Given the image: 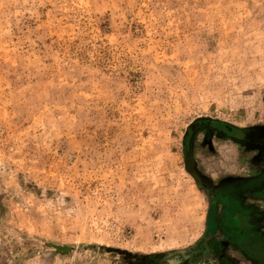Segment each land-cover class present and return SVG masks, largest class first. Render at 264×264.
I'll return each mask as SVG.
<instances>
[{
  "label": "rangeland",
  "instance_id": "rangeland-1",
  "mask_svg": "<svg viewBox=\"0 0 264 264\" xmlns=\"http://www.w3.org/2000/svg\"><path fill=\"white\" fill-rule=\"evenodd\" d=\"M228 201L264 255V0H0V264H264Z\"/></svg>",
  "mask_w": 264,
  "mask_h": 264
},
{
  "label": "flooded vegetation",
  "instance_id": "flooded-vegetation-1",
  "mask_svg": "<svg viewBox=\"0 0 264 264\" xmlns=\"http://www.w3.org/2000/svg\"><path fill=\"white\" fill-rule=\"evenodd\" d=\"M245 133L247 132L245 131ZM238 206L239 205L235 201L227 202L225 213L227 216L229 229H227L224 233L225 238L235 247L243 249V252L248 256L263 262L264 260L262 259L264 258V255L262 249L260 247H257L256 245L247 246L246 240L248 236V226L245 217Z\"/></svg>",
  "mask_w": 264,
  "mask_h": 264
},
{
  "label": "trees",
  "instance_id": "trees-1",
  "mask_svg": "<svg viewBox=\"0 0 264 264\" xmlns=\"http://www.w3.org/2000/svg\"><path fill=\"white\" fill-rule=\"evenodd\" d=\"M202 124L201 121H196L195 123H193V125L189 126L188 130L190 131L193 127ZM218 128L223 127L224 129H229L228 127H225L226 125L224 124H215ZM233 129H229L227 132L232 131ZM241 133H245V131H239Z\"/></svg>",
  "mask_w": 264,
  "mask_h": 264
}]
</instances>
